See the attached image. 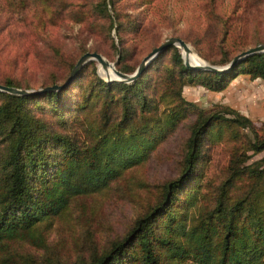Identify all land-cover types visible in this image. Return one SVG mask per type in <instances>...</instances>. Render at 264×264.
<instances>
[{
    "label": "trees",
    "instance_id": "trees-1",
    "mask_svg": "<svg viewBox=\"0 0 264 264\" xmlns=\"http://www.w3.org/2000/svg\"><path fill=\"white\" fill-rule=\"evenodd\" d=\"M109 4L114 7V0L100 3L103 14ZM114 12L119 35L120 13L115 8ZM215 14L228 36L232 15L225 16L227 19ZM110 26L115 27L113 23ZM168 50H173V61L179 67L178 72L172 70L169 82L179 89L189 81L222 90L241 72L264 77V52L217 72L185 65L180 47L172 45L132 82L106 80L98 75L95 65L94 77L84 83L88 61L69 83L56 90L16 94L0 89V264H21L18 243H43L45 247L42 224L60 216L74 199L107 188L126 170L150 159L176 130L189 103L181 95L179 100H168L167 90H159L168 75L156 78L150 73ZM117 51L116 67L134 72L138 66L128 63L124 47ZM223 54L220 62L232 59L224 50ZM54 55L61 54L56 51ZM17 57H12L14 63ZM76 62L69 63L70 73ZM70 73L62 80L45 81L41 87L63 84ZM0 83L32 88L29 80L14 75L0 73ZM161 103L171 110L167 116L160 111ZM179 107L183 109L177 112ZM234 112L232 121L237 126H249L255 132L254 152L264 150V134L260 135L253 120ZM223 121L218 112L198 110L187 138L182 171L163 184L159 200L139 214L105 252L76 264H264V168L248 162L251 154L247 148L233 150L228 175L212 207L200 206L189 224L186 213L170 230H159L161 220L175 217L174 207L197 172L210 127ZM235 187L241 189L234 191Z\"/></svg>",
    "mask_w": 264,
    "mask_h": 264
},
{
    "label": "rangeland",
    "instance_id": "rangeland-1",
    "mask_svg": "<svg viewBox=\"0 0 264 264\" xmlns=\"http://www.w3.org/2000/svg\"><path fill=\"white\" fill-rule=\"evenodd\" d=\"M102 2L0 0V73L24 77L32 88H41L45 81L65 78L71 70L69 63L76 62L87 50L99 51L116 64L117 49L124 47L126 60L137 67L153 47L170 36L184 37L192 53L202 61L223 65L228 63L219 61L223 50L233 58L264 38V0H114V7L109 4L105 14L99 9ZM114 8L120 13L122 40L116 30L118 18ZM215 12L223 18L232 15L227 18L228 36ZM56 51L61 55H54ZM172 54L173 50L165 52L150 73L156 78L159 74L168 75L159 89L167 90L168 100H179L181 95L189 103L176 130L150 159L126 170L107 188L74 199L60 216L42 224L45 247L43 243H18L21 264H76L105 252L130 229L139 214L159 200L163 184L182 171L187 138L200 109L218 112L224 121L210 127L197 172L182 190L174 207L175 217L169 215L159 222L160 231L170 230L177 218L183 220L186 213L189 224L195 220L200 206L206 209L214 205L237 147L247 148L251 154L248 162L264 168V150L254 152L251 148L255 132L232 121L234 111H240L253 120L260 135L264 134V77L241 72L222 90L189 81L179 89L169 82L172 70L179 69ZM16 55L18 62L14 63L12 57ZM95 65L98 75L105 79L99 62L92 59L84 68V83L94 77ZM160 111L163 116L171 112L162 103ZM240 189L235 187L234 191ZM195 194L196 203L192 205Z\"/></svg>",
    "mask_w": 264,
    "mask_h": 264
},
{
    "label": "water",
    "instance_id": "water-1",
    "mask_svg": "<svg viewBox=\"0 0 264 264\" xmlns=\"http://www.w3.org/2000/svg\"><path fill=\"white\" fill-rule=\"evenodd\" d=\"M172 45H177L182 49V54L184 58V62L187 66L196 68V69H206V70H212V71H217V72H223L232 69L235 65L239 64L242 62L247 56L255 54V53H260L264 52V42H260L256 45L249 46L248 48L240 51L237 53L227 64H213L208 62L207 60L204 59V63H193L190 58L187 56L188 53L192 50V47L188 41H186L184 38L180 36H170L164 41H162L159 45L155 46L140 62L138 67L135 69L134 72L128 73L124 72L116 67L115 62L108 60L102 53L97 52V51H87L84 54L80 56L76 64L74 65L68 79L66 82L63 84H53V85H48L46 87H41V88H24V87H17V86H12V85H6L0 83V89L6 92L10 93H16V94H29L37 91H43V90H56L67 83H69L78 73L79 71L83 68V66L90 60L96 59L99 64H100V69L101 66L104 68H108V64H110L113 69H114V74L113 75H104L105 79L107 80H119V81H127V82H132L135 79H137L141 73L145 70L147 65L157 56L159 55L160 52L164 51L168 47Z\"/></svg>",
    "mask_w": 264,
    "mask_h": 264
},
{
    "label": "bare ground",
    "instance_id": "bare-ground-1",
    "mask_svg": "<svg viewBox=\"0 0 264 264\" xmlns=\"http://www.w3.org/2000/svg\"><path fill=\"white\" fill-rule=\"evenodd\" d=\"M193 50L190 51V53L187 54V56L190 58V60L193 63H204V61H202L201 59L198 58V56L195 53H192ZM101 71L102 73L106 76L107 75H113L114 74V69L113 67L108 64V68H104L101 66Z\"/></svg>",
    "mask_w": 264,
    "mask_h": 264
}]
</instances>
